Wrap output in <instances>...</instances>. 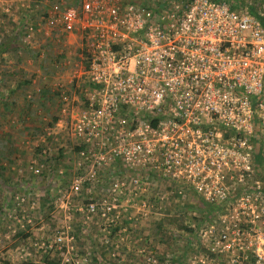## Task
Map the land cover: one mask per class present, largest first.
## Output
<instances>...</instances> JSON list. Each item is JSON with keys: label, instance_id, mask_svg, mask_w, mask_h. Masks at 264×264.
Instances as JSON below:
<instances>
[{"label": "built area", "instance_id": "built-area-1", "mask_svg": "<svg viewBox=\"0 0 264 264\" xmlns=\"http://www.w3.org/2000/svg\"><path fill=\"white\" fill-rule=\"evenodd\" d=\"M263 20L233 0H80L44 20L58 44L79 40L57 93L81 155L102 156L135 184L159 176L191 188L211 207L254 188L246 201L261 213L246 217L264 219ZM252 228L206 231L218 258L209 264H264V234Z\"/></svg>", "mask_w": 264, "mask_h": 264}, {"label": "rangeland", "instance_id": "rangeland-1", "mask_svg": "<svg viewBox=\"0 0 264 264\" xmlns=\"http://www.w3.org/2000/svg\"><path fill=\"white\" fill-rule=\"evenodd\" d=\"M233 1L264 12V0ZM78 5L79 0H0V44L17 33L27 47L8 53L11 60L0 56V70L22 66V57L31 67L57 70L68 60L69 46L41 26ZM31 25L28 44L24 33ZM67 117L61 127L55 121L44 137L30 140L23 170L13 173L17 180L0 186V264H209L218 258L210 252L213 242L202 238L206 231L253 222V234H264V219L246 217L251 207L261 213L259 202L246 201L256 189H237L245 199L208 212L191 188L159 176L135 184L124 168L100 166L102 156H82Z\"/></svg>", "mask_w": 264, "mask_h": 264}, {"label": "crops", "instance_id": "crops-1", "mask_svg": "<svg viewBox=\"0 0 264 264\" xmlns=\"http://www.w3.org/2000/svg\"><path fill=\"white\" fill-rule=\"evenodd\" d=\"M78 42L77 36L69 37L66 42L69 46L68 60L62 63V68L58 72L55 68L47 69V65L39 69L31 67L29 62H25L27 60L24 57H22L24 63L18 62L23 64L22 66L18 68L7 66L0 70L1 187H11L17 180L13 173L21 168L23 170L24 162L29 156L30 140H38V134L44 137L45 133L51 130L50 124L63 120V117L67 116L66 111H71L70 105L66 107L62 104L57 93V85H68L71 69L67 62L77 60L75 54L80 51ZM1 55L2 59H12L11 54ZM25 64H28L27 67ZM66 90L73 96L70 88L67 87ZM68 119L69 117L66 118ZM42 141L45 142V139ZM260 161H263L262 157ZM261 175L264 186V174Z\"/></svg>", "mask_w": 264, "mask_h": 264}, {"label": "trees", "instance_id": "trees-1", "mask_svg": "<svg viewBox=\"0 0 264 264\" xmlns=\"http://www.w3.org/2000/svg\"><path fill=\"white\" fill-rule=\"evenodd\" d=\"M250 11L252 14L257 15L254 12V10L250 9ZM263 22H264V20H263ZM14 35L15 36H14L13 40H11V41L7 40V41H4L0 44V56H2L1 54H3V53H19L20 51H24L27 48L26 46L22 45L18 41L19 37H18L17 33H15ZM201 203L205 206V208L208 210V212H211V208H212L211 206L204 203L202 200H201Z\"/></svg>", "mask_w": 264, "mask_h": 264}]
</instances>
